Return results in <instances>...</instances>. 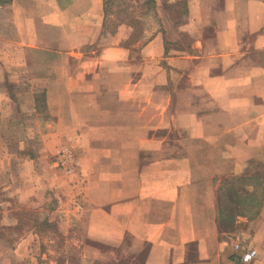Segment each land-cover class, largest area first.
Listing matches in <instances>:
<instances>
[{"label": "crops", "instance_id": "0c3cea01", "mask_svg": "<svg viewBox=\"0 0 264 264\" xmlns=\"http://www.w3.org/2000/svg\"><path fill=\"white\" fill-rule=\"evenodd\" d=\"M155 1L163 32L129 58L104 0H0V190L45 203L67 147L66 264H229L231 235L264 264V0ZM41 234L0 264H37L15 255Z\"/></svg>", "mask_w": 264, "mask_h": 264}, {"label": "rangeland", "instance_id": "374dc122", "mask_svg": "<svg viewBox=\"0 0 264 264\" xmlns=\"http://www.w3.org/2000/svg\"><path fill=\"white\" fill-rule=\"evenodd\" d=\"M128 34V29L120 27L113 36L114 41H122L126 39ZM141 48L142 46L140 47L139 43L135 44L130 49H127L130 52H127L126 56L129 58L136 57V52H139ZM62 149L72 151L75 157H77L72 149L64 147L58 151ZM79 169L70 175H66L55 167H52L51 171L55 174L56 179L54 185L45 188L44 195L46 199L43 204L38 201L21 204L16 198L9 197L8 194L0 190V258L8 257L7 247H14L13 245H16L19 239L24 236L25 231L33 229L34 227L39 232H42L40 235L42 237L40 239V246L35 251L32 247L31 249L33 251L20 249L17 255H15L16 262H23L29 256H32L37 264H66V259H69L71 254L76 253L57 249L56 244L65 243L64 239L66 238L64 235L55 234L56 232L60 233L59 221L49 216V212H55L60 208L62 200L66 198L70 199L72 196L77 198L81 195L80 193L83 189L79 188L78 190L77 188L81 182V176L77 174ZM40 212H43L44 215L40 214ZM44 219L50 220L48 222L52 226L42 227L40 223ZM63 237L64 239H62Z\"/></svg>", "mask_w": 264, "mask_h": 264}, {"label": "trees", "instance_id": "16d2710c", "mask_svg": "<svg viewBox=\"0 0 264 264\" xmlns=\"http://www.w3.org/2000/svg\"><path fill=\"white\" fill-rule=\"evenodd\" d=\"M129 30L126 39L120 42L124 49L135 44L144 46L157 33L163 32L156 11L155 0H104L103 38L113 37L119 28ZM40 225L52 226L47 219ZM57 234V232L55 233Z\"/></svg>", "mask_w": 264, "mask_h": 264}, {"label": "built area", "instance_id": "2783aa9c", "mask_svg": "<svg viewBox=\"0 0 264 264\" xmlns=\"http://www.w3.org/2000/svg\"><path fill=\"white\" fill-rule=\"evenodd\" d=\"M53 166L64 174L70 175L77 171L80 166V161L72 151L62 149L56 153ZM228 239L233 250L240 252L229 264H250L256 258V251L245 246L244 238L231 235Z\"/></svg>", "mask_w": 264, "mask_h": 264}]
</instances>
